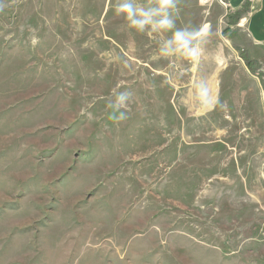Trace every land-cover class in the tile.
<instances>
[{
  "label": "rangeland",
  "instance_id": "1",
  "mask_svg": "<svg viewBox=\"0 0 264 264\" xmlns=\"http://www.w3.org/2000/svg\"><path fill=\"white\" fill-rule=\"evenodd\" d=\"M121 2L0 0V264H264L251 0Z\"/></svg>",
  "mask_w": 264,
  "mask_h": 264
},
{
  "label": "clouds",
  "instance_id": "2",
  "mask_svg": "<svg viewBox=\"0 0 264 264\" xmlns=\"http://www.w3.org/2000/svg\"><path fill=\"white\" fill-rule=\"evenodd\" d=\"M176 7V0H158L155 7H137L131 0H122L116 5V13L130 19L131 25L139 31L150 29L153 32L160 30H172L175 28V20L172 18V10ZM193 33L176 29L173 35L165 40L161 50L164 52H176L188 48L194 51L192 44ZM121 100L124 99L122 95Z\"/></svg>",
  "mask_w": 264,
  "mask_h": 264
},
{
  "label": "crops",
  "instance_id": "3",
  "mask_svg": "<svg viewBox=\"0 0 264 264\" xmlns=\"http://www.w3.org/2000/svg\"><path fill=\"white\" fill-rule=\"evenodd\" d=\"M230 4L242 6L247 0H228ZM252 9L244 18V29L248 41V54L264 69V0H251Z\"/></svg>",
  "mask_w": 264,
  "mask_h": 264
},
{
  "label": "trees",
  "instance_id": "4",
  "mask_svg": "<svg viewBox=\"0 0 264 264\" xmlns=\"http://www.w3.org/2000/svg\"><path fill=\"white\" fill-rule=\"evenodd\" d=\"M248 64V60L245 61Z\"/></svg>",
  "mask_w": 264,
  "mask_h": 264
}]
</instances>
